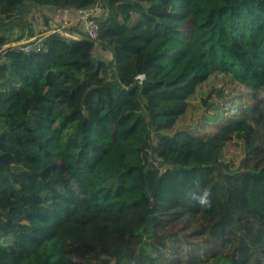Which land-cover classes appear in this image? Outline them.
I'll return each instance as SVG.
<instances>
[{
  "label": "trees",
  "instance_id": "1",
  "mask_svg": "<svg viewBox=\"0 0 264 264\" xmlns=\"http://www.w3.org/2000/svg\"><path fill=\"white\" fill-rule=\"evenodd\" d=\"M0 264H264V0H0Z\"/></svg>",
  "mask_w": 264,
  "mask_h": 264
},
{
  "label": "rangeland",
  "instance_id": "2",
  "mask_svg": "<svg viewBox=\"0 0 264 264\" xmlns=\"http://www.w3.org/2000/svg\"><path fill=\"white\" fill-rule=\"evenodd\" d=\"M75 22V21H74ZM64 23L65 21L63 19H60V13L57 12L55 9H41L34 12V19H33V26L36 30V36H39V34L42 30L45 29H51L56 30L60 29V24ZM74 25L73 23L67 24L66 26ZM81 26V25H79ZM60 34L67 35V32L62 29H60ZM54 32V31H50ZM107 58L108 57H103ZM220 79V78H219ZM211 87V88H210ZM210 87H205V89L199 93L198 100L200 102L204 101V98L207 97L209 94L207 100L208 102H213L214 105L222 106V110L229 112L231 107L234 105L235 102V94L238 93L236 87L232 85L229 81L226 79H222L221 81L213 80ZM212 90V91H211ZM211 91V92H209ZM82 113H79L78 117L81 116ZM158 136L156 134L152 133V143L156 144L158 140ZM239 155V153L237 154Z\"/></svg>",
  "mask_w": 264,
  "mask_h": 264
},
{
  "label": "built area",
  "instance_id": "3",
  "mask_svg": "<svg viewBox=\"0 0 264 264\" xmlns=\"http://www.w3.org/2000/svg\"><path fill=\"white\" fill-rule=\"evenodd\" d=\"M60 11V10H57ZM76 14V20L79 22L84 30V32L88 35V38L92 40H96L98 36V16L103 15L104 17L108 14L107 9L100 7L98 4L90 8H80L74 10ZM63 30V26L61 28ZM60 29L52 30L54 32L60 33ZM66 37V35H63ZM43 48L42 38H32L25 42L23 45V50L28 52L32 50H40ZM143 74H139L137 76L138 80H142Z\"/></svg>",
  "mask_w": 264,
  "mask_h": 264
},
{
  "label": "crops",
  "instance_id": "4",
  "mask_svg": "<svg viewBox=\"0 0 264 264\" xmlns=\"http://www.w3.org/2000/svg\"><path fill=\"white\" fill-rule=\"evenodd\" d=\"M57 12L60 13V19H63L65 21V24L64 23H61V26H63V28L67 24H70V22H74L76 20V14H75L74 10H72V11H63V10H60V11H57ZM50 31H52V30L50 29V30L46 31L44 34H46L47 32H50ZM67 35L69 36L68 33H67ZM71 36H73L74 38L77 37L76 35H71Z\"/></svg>",
  "mask_w": 264,
  "mask_h": 264
},
{
  "label": "clouds",
  "instance_id": "5",
  "mask_svg": "<svg viewBox=\"0 0 264 264\" xmlns=\"http://www.w3.org/2000/svg\"><path fill=\"white\" fill-rule=\"evenodd\" d=\"M193 199H195L197 204L201 207H211L210 193L207 191L199 195H194Z\"/></svg>",
  "mask_w": 264,
  "mask_h": 264
}]
</instances>
